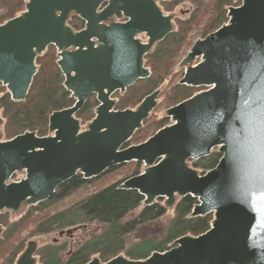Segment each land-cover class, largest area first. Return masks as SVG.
<instances>
[{
    "label": "water",
    "instance_id": "1",
    "mask_svg": "<svg viewBox=\"0 0 264 264\" xmlns=\"http://www.w3.org/2000/svg\"><path fill=\"white\" fill-rule=\"evenodd\" d=\"M159 1L27 0L0 24V83L14 101L27 97L37 58L50 45L76 99L51 113L47 136L28 130L3 139L0 130V214L50 199L79 173L92 179L140 161L144 170L121 188L138 190L146 205L165 198L167 208L191 195L198 202L190 216L212 213L210 228L145 258L119 254L87 264H264V0H238L226 23L193 43L178 83L208 90L167 108L171 124L126 146L157 107L160 89L136 108L115 109L112 95L150 76L145 56L173 32L174 15ZM73 16L85 22L82 29L70 25ZM93 94L99 104L83 129L76 113ZM215 147L221 157L214 168L201 173L189 164ZM16 173L24 177L12 180ZM36 250L28 242L16 264H39Z\"/></svg>",
    "mask_w": 264,
    "mask_h": 264
},
{
    "label": "trees",
    "instance_id": "2",
    "mask_svg": "<svg viewBox=\"0 0 264 264\" xmlns=\"http://www.w3.org/2000/svg\"><path fill=\"white\" fill-rule=\"evenodd\" d=\"M26 2L27 0H0V24L22 13ZM184 2H189L193 6L187 17L180 16L176 11L177 6ZM159 3L165 13L175 15L174 30L156 43L152 51L145 56V64L151 71L150 76L137 80L125 92L115 93L117 109L138 106L146 95L163 84L166 86L165 89H161L160 96L163 100L162 104L166 107L174 106L204 89V87L178 83L182 72L175 70V67L194 43L195 31H200L205 37L228 20L229 6L240 4L237 0H161ZM70 25L75 30H79L84 27V21L74 16L70 20ZM57 59L58 50L54 45H50L38 56V72L24 100L14 101L6 86L0 83V112L4 119L1 128L4 139H10L28 130L36 131L39 136L48 135L51 113L75 103L71 91L64 86L65 78L57 64ZM98 103L93 94L77 111L76 117L81 120L82 125L95 116ZM160 104L161 102L158 103ZM169 123V117L165 115L159 117L156 110H153L149 118L144 121L142 128L136 131L126 146L143 142ZM220 157L221 154L214 151L207 157L192 161V166L205 172L215 167ZM143 168V162L131 161L109 169L102 175L112 173L114 179L111 183L98 187L75 205L62 210L52 209V206L93 180L85 179L80 173L73 176L62 183L50 199L28 206L17 219H12L9 211L2 212L0 264H16L31 237L50 234L59 229L63 231L84 221H98L106 224V228L80 243L74 250H68L66 242L54 241L40 246L34 240L37 245L38 263L87 264L94 257L108 261L119 254L132 259H141L155 250L169 249L173 246L174 240L180 236H196L210 228L213 214L191 217L197 198L187 195L176 201L175 215L162 238L159 237L160 231L156 230L152 234L141 235L139 240L129 245V237L138 229L149 227L168 212V208L160 199L150 205L144 204L138 215L126 220L132 211L144 203L145 197L136 189H125L120 185L127 178L142 172ZM66 231L67 235L72 232L71 229Z\"/></svg>",
    "mask_w": 264,
    "mask_h": 264
},
{
    "label": "rangeland",
    "instance_id": "3",
    "mask_svg": "<svg viewBox=\"0 0 264 264\" xmlns=\"http://www.w3.org/2000/svg\"><path fill=\"white\" fill-rule=\"evenodd\" d=\"M192 9H193L192 4H190L189 2H184V3H181V4H179L177 6L176 11H178V14L180 16L187 17L189 15V12ZM117 18L120 19V17H117ZM140 37L143 40H146V36L145 35H141ZM202 37L203 36H202L200 31H195L194 32V41L196 39H199V38H202ZM189 49H188V51H189ZM184 57H185V55L182 57L180 62L175 67V70L182 72V76H183L184 71H185V66L181 65V61L183 60ZM196 61H197V59L194 61V63ZM165 86H166V84H163L161 87H159V89L160 90L162 88L165 89ZM112 97H114V95H112ZM162 101L163 100H162L161 96H159L158 102L159 103L161 102V104L158 105L154 109V110H156V114L159 117L163 116V115H166V109L168 108L164 104H162ZM136 107H134V108H136ZM3 122H4V119L2 118L1 112H0V130L1 131H2L1 126H2ZM89 122H87L85 124V127L87 126V124ZM170 122H171V120H170ZM216 150H217V148L214 149V151H216ZM189 164L192 165V160L189 161ZM117 174L120 175L121 173H117ZM111 175H112V173H108L106 175L99 176L100 178L90 179V180H93L91 183H89L87 185H84L81 188L77 189L76 191H74L68 197H65L64 199H61V200L57 201L52 206V209L62 210L64 208H68V207H71V206L75 205L79 200L85 198L88 194H90L93 191H95V189H97L98 187L105 186V185L111 183L112 180L114 179V175H112V176ZM22 176H23L22 174H17V178L18 179L20 177H22ZM160 199L165 204V198H159L157 200H160ZM178 199L179 198H177V200ZM143 206H144V203H142L137 209L132 211L130 216L126 220L134 218L136 215H138V213L141 211ZM26 210H27V206H24L18 212H10L11 215H12V219H17ZM174 215H175L174 206L171 207V208H168V212L162 218L154 221L152 224L149 225V227H146V228H143V229L142 228L138 229V231H136L132 236H130L129 237V245H132V244H134L135 241L139 240L141 235H143V234L149 235V234H152L153 232H155L156 230H157V232L160 231L161 234H160L159 237L162 238L165 235V231H166L167 227L169 226V224H170L172 218L174 217ZM77 220H78V218H77ZM105 228H106V224H104V223H101V222H98V221H92V222H87V221L85 222L84 221L81 224H77L75 226H71L69 228H65L63 231L61 229H59V230H56L55 232L50 233V234L38 235V236L31 237V239L28 242L35 240L38 243V245H40V246L44 245L45 243L54 242V241H58L59 243L66 242V243H68V246H67L68 250H71V249L74 250V249H76V247H78V245L80 243H82L83 241L91 238L92 236L102 232ZM67 229H71L72 230L70 235H67V233H66ZM28 242H27V244H28ZM121 255H124V254H121Z\"/></svg>",
    "mask_w": 264,
    "mask_h": 264
}]
</instances>
